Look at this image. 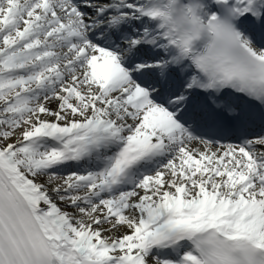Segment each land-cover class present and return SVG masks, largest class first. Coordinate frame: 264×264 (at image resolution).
<instances>
[{
	"label": "snow or ice",
	"instance_id": "1",
	"mask_svg": "<svg viewBox=\"0 0 264 264\" xmlns=\"http://www.w3.org/2000/svg\"><path fill=\"white\" fill-rule=\"evenodd\" d=\"M0 264H264V0H0Z\"/></svg>",
	"mask_w": 264,
	"mask_h": 264
}]
</instances>
